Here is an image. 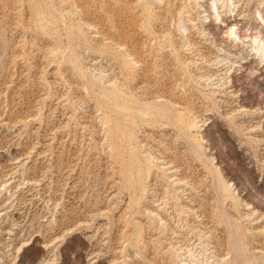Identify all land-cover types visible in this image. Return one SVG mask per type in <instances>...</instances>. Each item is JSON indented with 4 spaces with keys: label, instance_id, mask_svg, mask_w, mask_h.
<instances>
[{
    "label": "rangeland",
    "instance_id": "1",
    "mask_svg": "<svg viewBox=\"0 0 264 264\" xmlns=\"http://www.w3.org/2000/svg\"><path fill=\"white\" fill-rule=\"evenodd\" d=\"M0 264H264V0H0Z\"/></svg>",
    "mask_w": 264,
    "mask_h": 264
}]
</instances>
